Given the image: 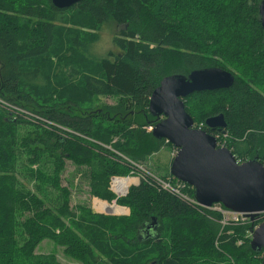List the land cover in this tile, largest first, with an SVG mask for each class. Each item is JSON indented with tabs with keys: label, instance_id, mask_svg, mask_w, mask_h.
<instances>
[{
	"label": "trees",
	"instance_id": "1",
	"mask_svg": "<svg viewBox=\"0 0 264 264\" xmlns=\"http://www.w3.org/2000/svg\"><path fill=\"white\" fill-rule=\"evenodd\" d=\"M262 1L80 0L57 10L51 0H0V98L35 117L34 123L12 119L0 109V264H59L54 255L35 254L43 241L80 264H261V255L249 247L248 225L222 227L220 214L203 210L200 215L201 209L146 177L117 199L109 182L137 176L136 166L171 147L145 129L158 121L147 108L159 82L206 68L227 71L234 82L228 90L185 98L194 128L216 136L217 144L223 140L238 164L257 158L264 167ZM78 17L88 23L75 22ZM77 23L95 40L104 25L113 24L119 55L87 62L89 74L75 85L69 74L63 75L68 82L53 85L51 74L42 79V70L55 35ZM67 34L78 54L88 52L79 33ZM107 97L117 102L94 107ZM201 102L211 110L196 113ZM132 111L143 112L150 122L139 125ZM220 114L224 130L204 126ZM66 162L88 169L84 177L93 198L115 201L129 215L72 209L69 192L59 183ZM21 179L30 181L31 189ZM121 182L127 186L129 180L117 185ZM121 186L119 193L125 190ZM95 204L107 214L125 212L115 204Z\"/></svg>",
	"mask_w": 264,
	"mask_h": 264
},
{
	"label": "water",
	"instance_id": "2",
	"mask_svg": "<svg viewBox=\"0 0 264 264\" xmlns=\"http://www.w3.org/2000/svg\"><path fill=\"white\" fill-rule=\"evenodd\" d=\"M79 1L50 3L57 10H67ZM258 17L264 36V0L258 6ZM233 82L231 73L217 68L195 70L187 76H167L151 93L147 110L158 120L152 127V137L176 150L168 169L170 177L191 188L199 206L220 205L252 220L264 212V167L257 158L238 164L229 150L217 148L214 137L194 128L183 102L193 93L228 90ZM204 125L212 131L224 130L223 115L208 118ZM149 230L147 226L146 232ZM249 247L261 255L264 264V221L252 231Z\"/></svg>",
	"mask_w": 264,
	"mask_h": 264
},
{
	"label": "rangeland",
	"instance_id": "3",
	"mask_svg": "<svg viewBox=\"0 0 264 264\" xmlns=\"http://www.w3.org/2000/svg\"><path fill=\"white\" fill-rule=\"evenodd\" d=\"M204 0H197V3L202 5ZM68 10V9H67ZM70 20V18H69ZM75 22H80V23H88V20L84 18H76ZM67 24L65 27L64 33L60 31V33L55 35V44L53 46V49L51 51V56L48 57L50 61L44 66L42 70V79H44L47 75H50V80L53 85H56L60 81L66 83L68 80L63 78V75L69 74L71 76V82L75 85L78 81L79 78H81L82 75H87L89 74V66L87 65L90 64V60L93 59H102L107 56L108 53H111L112 55H119V52L116 50V48L113 45V37L116 33V28L114 27L113 24H108L104 25L102 29L97 33V40L92 39L90 36L91 31L86 29L83 24ZM71 30L75 33H79V38L78 41L85 42L84 44L88 49L87 53L84 54H78L76 47H74L71 43V35L67 34V31ZM77 39V38H75ZM92 40L93 42L90 43L89 41ZM95 40V42H94ZM79 41V42H80ZM73 69V70H72ZM72 71L77 72L78 75H75L72 73ZM235 74V72H233ZM74 74V75H73ZM208 99H212L211 97H208ZM117 100L115 98H100L99 101H95L96 106H102V105H107V106H113ZM184 106H185V99L183 100ZM196 113H204V112H209L211 110V105L202 103L195 107L194 109ZM131 116H135V119L137 120V123L140 125L143 122H150L148 120L147 116L143 114L141 111H132ZM143 116V117H142ZM194 124V122H193ZM205 126V125H204ZM200 128V127H198ZM145 129H148L146 127ZM24 135V134H23ZM213 137V136H212ZM216 136H214L215 138ZM220 144L223 143V140L219 141ZM173 154V148L169 146H164L161 148V150L158 153H155L151 155L141 166H139V171L140 172H134L137 176L130 175L127 177H114L119 180L123 179H128V185L123 183V186L125 188L124 192L122 193V197H124L128 189L132 186H138L141 181L145 182V180L140 179V176H145L146 178H149V176H154L156 178H159V180H169L171 177H167L169 175L168 169L171 160L175 157H172ZM132 166V165H131ZM33 170L35 167L32 168ZM88 171L87 168L85 167H76L70 162L65 163L64 171L60 174L59 176V183L61 187H64L68 190L69 192V199H70V207L72 209L76 208L79 206L80 208H89L93 214H98V215H105V216H110V217H127L129 215V211L127 208L117 206L115 201H112L111 203H107L105 201L98 200L96 198H93L90 195L88 184H87V179H85L84 175ZM166 176V177H165ZM170 176V175H169ZM136 177V178H134ZM165 178V179H162ZM113 181V179H110ZM131 180H135L132 185H129ZM23 184L28 188L31 189L32 183L28 180L21 179ZM109 183V190L112 189V191L117 195L118 192L115 191V188L112 187V183ZM171 187H174L172 184V181L170 182ZM151 185V184H150ZM127 190V191H126ZM126 192V193H125ZM185 193V192H184ZM186 194V193H185ZM189 194V192H187ZM192 196V195H191ZM117 199V197H115ZM97 202L100 203H105L107 205H113L125 210V212L120 213V214H107L104 212H100L97 209L98 204H95ZM48 205V204H46ZM201 207V206H200ZM199 207V209H200ZM212 207V206H211ZM210 207V208H211ZM201 209L198 214L204 215L205 209ZM211 212H217L212 210ZM127 214V215H124ZM219 214V213H218ZM249 219L244 223V225H248L250 227L249 231L246 233V236L252 232V225L253 223H249ZM220 223V222H219ZM221 225V224H220ZM35 254L38 256H45V255H54L57 262L59 264H80L76 262L75 260H72L68 258L67 256L64 255L63 253V248H60L56 246L53 242L51 241H43L35 250Z\"/></svg>",
	"mask_w": 264,
	"mask_h": 264
},
{
	"label": "built area",
	"instance_id": "4",
	"mask_svg": "<svg viewBox=\"0 0 264 264\" xmlns=\"http://www.w3.org/2000/svg\"><path fill=\"white\" fill-rule=\"evenodd\" d=\"M0 109H2L3 111H5L9 117H12V119L15 118H21L24 120H27L29 122L34 123V121H32V119H35L34 114L26 111L25 109L16 106L14 104H11L5 100H3L2 98H0ZM33 116V117H32ZM152 127H149L147 129L148 132H151ZM217 137H215L216 139ZM217 144V143H216ZM217 148H223V145L218 143L217 144ZM176 155V150L173 149V154L172 157H174ZM138 169L139 166H136ZM142 171V170H140ZM136 178V177H134ZM114 180H116V178H111ZM140 179L145 180V176H140ZM149 179L151 181V183H154V185L161 191L169 194L170 196L183 201L187 204H190L191 207H195L199 209V205L196 203V201L194 200L193 196H189V194H187V192L189 190H191V188L187 187L185 184H182L176 180H174L172 177L169 178V180H159V178H156L154 176H149ZM111 181V180H110ZM111 181V183L113 182ZM172 181V184L174 185V187H171L170 182ZM110 183V182H109ZM132 185V184H131ZM110 191L117 197L120 198L121 196H117L112 189H110ZM127 191V190H126ZM192 191V190H191ZM186 194H185V193ZM126 193V192H125ZM200 209H203L202 207H200ZM208 211H217L216 213L220 214V224L222 227H229V226H235V225H244V223L247 221V218L241 214H236L233 212H230L228 210L223 209L220 205H213L211 208L205 209ZM262 221H264V212L263 213H259L257 214L252 220L249 221V223H253L252 225V230H254ZM251 233L247 236L250 240L251 237Z\"/></svg>",
	"mask_w": 264,
	"mask_h": 264
},
{
	"label": "bare ground",
	"instance_id": "5",
	"mask_svg": "<svg viewBox=\"0 0 264 264\" xmlns=\"http://www.w3.org/2000/svg\"><path fill=\"white\" fill-rule=\"evenodd\" d=\"M195 129H196V128H195ZM199 130H200V129H199ZM120 181H122V180L116 179V180H114V181L112 182V187L115 188V191L118 192V195H122V193L124 192V191H123L122 193H119L120 191H118L117 188H116V187H122L121 185L123 184V182H121V185H117ZM125 188H126V186H125Z\"/></svg>",
	"mask_w": 264,
	"mask_h": 264
},
{
	"label": "crops",
	"instance_id": "6",
	"mask_svg": "<svg viewBox=\"0 0 264 264\" xmlns=\"http://www.w3.org/2000/svg\"><path fill=\"white\" fill-rule=\"evenodd\" d=\"M124 215H127V214H124Z\"/></svg>",
	"mask_w": 264,
	"mask_h": 264
},
{
	"label": "clouds",
	"instance_id": "7",
	"mask_svg": "<svg viewBox=\"0 0 264 264\" xmlns=\"http://www.w3.org/2000/svg\"><path fill=\"white\" fill-rule=\"evenodd\" d=\"M216 140V139H215Z\"/></svg>",
	"mask_w": 264,
	"mask_h": 264
}]
</instances>
